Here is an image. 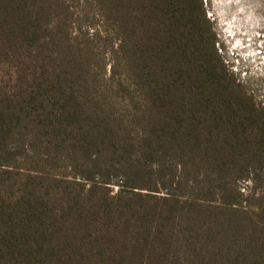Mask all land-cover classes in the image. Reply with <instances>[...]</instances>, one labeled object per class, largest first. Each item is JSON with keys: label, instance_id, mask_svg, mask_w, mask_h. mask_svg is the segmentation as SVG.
<instances>
[{"label": "trees", "instance_id": "obj_1", "mask_svg": "<svg viewBox=\"0 0 264 264\" xmlns=\"http://www.w3.org/2000/svg\"><path fill=\"white\" fill-rule=\"evenodd\" d=\"M0 264H264V107L204 0H0Z\"/></svg>", "mask_w": 264, "mask_h": 264}, {"label": "rangeland", "instance_id": "obj_2", "mask_svg": "<svg viewBox=\"0 0 264 264\" xmlns=\"http://www.w3.org/2000/svg\"><path fill=\"white\" fill-rule=\"evenodd\" d=\"M204 3L217 35L219 53L254 102L264 107V0ZM90 27L91 32L101 28L98 23Z\"/></svg>", "mask_w": 264, "mask_h": 264}]
</instances>
